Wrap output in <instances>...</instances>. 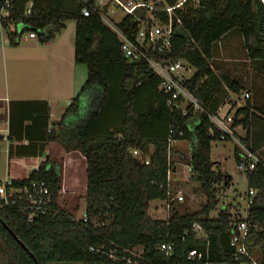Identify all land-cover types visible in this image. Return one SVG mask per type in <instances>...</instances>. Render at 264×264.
<instances>
[{
  "label": "trees",
  "instance_id": "1",
  "mask_svg": "<svg viewBox=\"0 0 264 264\" xmlns=\"http://www.w3.org/2000/svg\"><path fill=\"white\" fill-rule=\"evenodd\" d=\"M2 28L10 23L23 24L22 33L36 30L42 43L53 40L68 20L76 22L75 61L85 64L88 77L66 107L56 128H49L44 116V136L35 151L32 144L10 146V155H43L46 145L59 141L66 151L79 150L86 158V214L88 222L76 219L58 205L62 187L59 162L50 156L28 177L13 179L16 187L32 180H45L50 187L53 210L30 221L17 206L0 208V235L13 252L9 264H127L94 253L91 246L113 242L121 248L142 246L144 260L139 264H204L231 261V205L220 208L217 217L210 213L219 203V189L226 174L213 169L212 141L222 140V132L205 113L183 114L168 104V94L159 91L160 79L151 77L145 61L130 62L124 57L121 41L97 15L85 17L78 0H10L9 17L1 19ZM174 6L177 0H164ZM144 14V11L142 12ZM169 22L166 12H156ZM120 26L132 37L138 23L125 18ZM170 51L151 55L163 61L184 60L196 72L185 80L195 90L203 106L215 114L231 104L233 126L245 131L243 144L264 163V7L261 0H201L199 7L174 10ZM46 30L40 33L39 30ZM231 36V37H230ZM233 37L239 39V54L222 59L220 51ZM9 34L12 45H17ZM243 95L238 106L230 94ZM248 93L249 97L244 95ZM91 96L87 117L75 125L67 119L79 113L82 98ZM196 123L192 125V121ZM32 124L30 128H33ZM180 132L183 135H180ZM3 135L0 134V140ZM231 138H226L228 140ZM189 141L191 157L184 161L192 177L201 183L206 194L205 206L195 212L172 211L165 219L151 215V203L169 200L172 142ZM153 147V148H151ZM141 153L140 157L133 151ZM234 154L240 163L241 153ZM149 160L147 164L145 161ZM249 187L264 185V167L257 164L246 170ZM248 189L244 196L247 194ZM1 202V200H0ZM172 205L174 201H171ZM243 205V204H242ZM247 220L252 228L248 244L259 249L264 264V195L249 208ZM200 225L206 239L196 240L193 225ZM25 244L32 257L9 233ZM187 233V234H186ZM172 242L174 253L166 256L159 249ZM109 247V245H108ZM196 247L198 255L191 260L187 252Z\"/></svg>",
  "mask_w": 264,
  "mask_h": 264
},
{
  "label": "built area",
  "instance_id": "2",
  "mask_svg": "<svg viewBox=\"0 0 264 264\" xmlns=\"http://www.w3.org/2000/svg\"><path fill=\"white\" fill-rule=\"evenodd\" d=\"M261 1L264 7V0ZM78 2L81 4V12L85 17L97 15L117 35L121 41V49L125 58L130 62H146L151 77L160 79L159 91L169 95L168 104L172 108L181 110L183 114L189 112L207 114L214 126L222 132V140L232 138L239 143L241 160L238 165L240 169L243 171L254 170L257 164L264 167L259 156L247 149L240 138L238 140L237 128L233 126L234 117L229 111L231 107L225 113L222 112L225 106L219 108L215 114L209 113L196 96L195 90L185 84V80L193 75V67L184 60L163 61L151 55V51L160 54L170 51L174 10H184L187 6L192 5L199 7L201 0H177L174 6H169L164 0H78ZM10 7V0L5 1L1 6L2 20L9 17ZM156 12H166L170 18L169 22H163ZM127 17L130 18V22L136 21L138 23L137 30L132 35L135 37L134 39L120 26V23ZM3 29L6 30L8 37L10 33L14 34L16 42H20L24 34L14 23H10L8 27H3ZM27 32L28 34L24 36L26 39L39 37L36 30ZM244 96L249 97L248 93H245ZM180 135L182 136L183 133L180 132ZM139 153L137 150L133 151L134 156ZM145 162L148 164L149 160L147 159ZM190 171L192 172L191 167ZM260 195H264V185L249 187L243 199V210L232 213L233 217L229 223L231 228L230 246L233 249L231 261L218 262L207 259L204 264H263L261 258L248 244L252 228L254 230L259 229L257 225L252 226L247 220L248 211ZM178 197L181 199V196ZM0 200V208L17 206L21 212L27 214L30 221L35 216L44 215L53 210L51 190L45 180H32L23 187H16L13 178L6 177L0 181ZM79 220H83L84 223L88 222L86 210ZM193 226L196 232L195 239H206L200 225L195 223ZM108 245L103 243L91 246L90 250L106 255L115 262L125 261L127 264H139L140 261L144 260V248L142 246L121 248L113 242H108ZM159 249L166 256H171L174 253L172 242H162ZM197 255L198 249L193 247L187 252L186 257L194 260Z\"/></svg>",
  "mask_w": 264,
  "mask_h": 264
},
{
  "label": "crops",
  "instance_id": "3",
  "mask_svg": "<svg viewBox=\"0 0 264 264\" xmlns=\"http://www.w3.org/2000/svg\"><path fill=\"white\" fill-rule=\"evenodd\" d=\"M66 22V27L51 41L42 43L33 42L37 38H25V49L20 48V42L12 45L9 37L0 41V64L5 69V82L0 85V134L7 142L8 174L6 177L23 179L45 160L55 143L61 151L68 155L80 154L79 150L66 151L59 141H51L46 145L43 155L30 156L28 154L10 155V146L32 144L30 150L20 152H34L35 145L42 143L44 136V116L48 114L49 128H56L66 107L77 96L88 77V68L75 61V25ZM19 65H22L20 68ZM12 83L9 82V72ZM92 97L82 98L81 109L78 114L67 119L70 124L81 123L89 114ZM61 109L62 114L56 121L53 120L54 111ZM192 125L196 123L193 120ZM35 124L33 128L29 127ZM35 144V145H33ZM191 147V146H190ZM153 148V147H151ZM1 149V145H0ZM50 156V155H49ZM51 158V157H50ZM69 161H67L68 164ZM19 164L22 169L13 170V165ZM22 164V165H21ZM86 165V162H85ZM189 166V165H188ZM3 180L0 178V181ZM61 192V191H60Z\"/></svg>",
  "mask_w": 264,
  "mask_h": 264
},
{
  "label": "rangeland",
  "instance_id": "4",
  "mask_svg": "<svg viewBox=\"0 0 264 264\" xmlns=\"http://www.w3.org/2000/svg\"><path fill=\"white\" fill-rule=\"evenodd\" d=\"M73 25L75 21L71 20ZM25 26L23 24L18 25V29L21 31ZM40 33H45L46 30L40 29ZM25 32L20 40V48L18 50L25 49L27 42L25 41ZM6 30H2L3 39H7ZM231 37V36H230ZM76 37H74L75 39ZM38 39H34L33 42H38ZM2 40V39H1ZM75 41V40H74ZM223 51L219 52L222 59H231L233 54H239L238 48L240 46L239 39L233 37L227 42ZM1 51V50H0ZM85 65V64H84ZM18 66V65H17ZM22 65H19L20 68ZM86 66V65H85ZM9 72V82L12 83L11 73ZM196 72L195 68H192V73ZM5 69L3 64H0V85L3 86L5 82ZM86 82V81H85ZM231 100L235 101L238 106L245 103L243 95L237 96L233 93L230 94ZM90 108V103L89 106ZM231 107V104L225 105L222 110L226 112ZM62 114L61 109L54 111L53 120L56 121ZM245 135V131L242 128L237 127L238 140ZM0 178L5 179L8 172V156H7V142H0ZM240 146L235 139L228 140H215L211 144V160L213 169L226 174L227 179L223 182V186L219 189V203L215 209L210 213L211 217H217L220 208L231 205L232 213L243 210L244 206V194L248 189V182L246 179L245 171L239 168L237 163L234 149ZM171 152V171L169 173V200H155L151 203V215L154 218L165 219L172 214L173 209L179 213L195 212L201 210L206 204V194L202 188L201 183L194 180L190 166L184 161L191 157V147L189 141L178 140L172 143ZM50 157L52 161L60 163L62 171V187L61 192L58 195V205L64 211L72 214L76 219L83 216L86 209V159L84 160L80 154L68 155L67 152L61 151V147L54 143L50 148ZM82 154V153H81ZM83 155V154H82ZM141 153L135 155L140 157ZM67 161L68 164H67ZM22 165V164H21ZM17 169H22L19 164L13 165V170L17 173ZM14 179V178H13ZM178 196H181L179 199ZM176 197V198H175ZM175 198V199H174ZM174 201L173 205L171 204ZM243 204V205H242ZM257 256H261L259 249L254 250ZM12 251L6 246L5 239L0 235V264H9V259L12 256Z\"/></svg>",
  "mask_w": 264,
  "mask_h": 264
},
{
  "label": "water",
  "instance_id": "5",
  "mask_svg": "<svg viewBox=\"0 0 264 264\" xmlns=\"http://www.w3.org/2000/svg\"><path fill=\"white\" fill-rule=\"evenodd\" d=\"M5 227L8 229V226H7V225H5ZM8 231H9V233H11V235L14 237V239H15L18 243H20V245H21L26 251H28L32 257H34V255L28 250V248L25 246V244H24L23 242H21V240H20V239L14 234V232L11 231V230H9V229H8ZM34 261H35V263L37 264V261H36L35 258H34Z\"/></svg>",
  "mask_w": 264,
  "mask_h": 264
}]
</instances>
